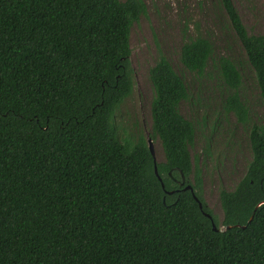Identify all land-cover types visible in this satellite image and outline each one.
Listing matches in <instances>:
<instances>
[{"label":"trees","instance_id":"trees-1","mask_svg":"<svg viewBox=\"0 0 264 264\" xmlns=\"http://www.w3.org/2000/svg\"><path fill=\"white\" fill-rule=\"evenodd\" d=\"M216 2L264 104V33L248 32L233 0ZM145 14L143 0H0V264H264V121L249 128L244 177L220 191L221 221L179 111L186 84L165 55L149 70L150 137L164 160L144 138H119L135 84L130 34ZM180 61L198 76L212 62L225 113L249 123L235 62L214 59L201 36Z\"/></svg>","mask_w":264,"mask_h":264},{"label":"rangeland","instance_id":"rangeland-1","mask_svg":"<svg viewBox=\"0 0 264 264\" xmlns=\"http://www.w3.org/2000/svg\"><path fill=\"white\" fill-rule=\"evenodd\" d=\"M143 1L146 14L133 25L130 34L134 92L117 112V133L122 141L137 142L144 138L149 145L151 140L156 161L164 160L159 139L150 137L153 89L149 70L160 54L165 55L186 84L188 98L180 103L179 111L195 128L190 153L202 171V197L221 221L220 191L234 190L244 177L251 161L249 128L264 121V104L253 72L216 0ZM233 3L248 32L263 34L264 0H233ZM197 36L212 43L214 59L227 57L239 66L243 75L240 95L249 111L247 125L225 113L223 103L228 90L212 62L202 76L188 72L181 64V47Z\"/></svg>","mask_w":264,"mask_h":264},{"label":"water","instance_id":"water-1","mask_svg":"<svg viewBox=\"0 0 264 264\" xmlns=\"http://www.w3.org/2000/svg\"><path fill=\"white\" fill-rule=\"evenodd\" d=\"M149 142H150V143H149V150H150L152 156H153L154 159H155V152H154V149H153V146H152L151 140H150ZM155 161H156V159H155ZM155 172H156V175H158L157 167L155 168ZM158 177H159V176H158ZM159 179H161V178L159 177ZM181 179H182L181 183H182V185H184V184L186 183V178L182 175V178H181ZM162 186L164 187L163 184H162ZM184 190H190L192 193H193V191H194V190H193V187H192L191 185H187V186H185V187H184ZM169 193H173V191H172V192H169ZM194 198L196 199V201H198V198H196L195 196H194ZM198 202H199V201H198ZM261 204H263V203H260L258 206H260ZM199 207H200L201 210L203 209V205H202L201 202H199ZM203 213H204V215H205L206 217H208L209 219H212V216H211L210 214L205 213V212H203ZM251 220H252V217L250 218L249 222H251ZM212 227H213V230H215V231H224V230L230 228V227L218 228V227L215 225V223H214L213 220H212Z\"/></svg>","mask_w":264,"mask_h":264},{"label":"flooded vegetation","instance_id":"flooded-vegetation-1","mask_svg":"<svg viewBox=\"0 0 264 264\" xmlns=\"http://www.w3.org/2000/svg\"><path fill=\"white\" fill-rule=\"evenodd\" d=\"M182 184V183H181Z\"/></svg>","mask_w":264,"mask_h":264}]
</instances>
